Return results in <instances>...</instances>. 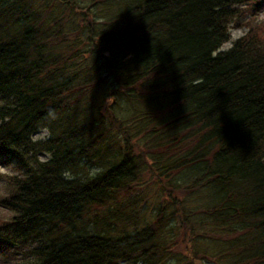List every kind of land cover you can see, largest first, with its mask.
<instances>
[{
  "label": "trees",
  "instance_id": "trees-1",
  "mask_svg": "<svg viewBox=\"0 0 264 264\" xmlns=\"http://www.w3.org/2000/svg\"><path fill=\"white\" fill-rule=\"evenodd\" d=\"M85 8L0 0V163L13 170L0 172V264L171 259L162 229L176 214L162 207L138 228L127 201L143 163L184 227L217 244L207 258L264 264V0ZM234 28L247 32L222 49Z\"/></svg>",
  "mask_w": 264,
  "mask_h": 264
},
{
  "label": "rangeland",
  "instance_id": "rangeland-1",
  "mask_svg": "<svg viewBox=\"0 0 264 264\" xmlns=\"http://www.w3.org/2000/svg\"><path fill=\"white\" fill-rule=\"evenodd\" d=\"M71 2V5L74 6V9L76 10V14L78 16H81V12L87 11L85 8L86 4H89L92 0H69ZM63 6V5H62ZM59 5L57 1H55V13L61 14L62 13H70L69 9L66 10V12L63 11V8ZM96 10H100L98 6H95ZM116 6L109 9V12L113 13L115 12ZM60 10V11H59ZM88 12V11H87ZM64 17V16H63ZM69 16H66L68 18ZM259 19H264V12H261ZM78 23L74 21H70L69 25L65 26V29L67 30L69 26L71 25H77ZM245 32H247V28H234L231 30L232 34V40L227 42L222 49H227L232 45V41L243 35ZM85 35H80V38H84ZM84 39H81L83 41ZM111 78H108V80L100 83L96 88L94 94L96 97L101 98L102 95L105 94L107 90L108 84H110ZM107 82V83H105ZM106 92V93H107ZM119 97V96H118ZM116 97L110 96L108 98V104L114 105L115 107L118 106V102L116 103ZM123 104L128 107L127 101H123ZM123 108V107H121ZM46 130H42L37 133L39 137H43L47 135ZM121 139V138H120ZM43 158H46V155H43ZM0 172H7L12 173L13 170L10 167L5 166L4 164L0 163ZM184 176V174H183ZM155 177V178H154ZM131 186L134 187V191L131 192L129 195H127L128 200H135L137 199V205L135 206L134 210L136 209L139 217H141L142 220H140V223L137 224L138 228L144 223H148L152 218H155L156 214L162 207H166L165 215H171L173 213L176 214V218L171 223L164 226L162 229V233L166 234L170 240L166 245L167 248H169V252H172L171 255L173 257L171 259H167V261L163 262L162 264H182L177 261V258L174 256L178 253L185 254L184 259H187L188 264H218L217 259L211 257L212 259L207 258V254L205 252L209 251L210 249H215L217 244L216 243H209L208 241L202 238L198 239L197 234H191L190 229H187L184 227L182 221V214L183 208L180 204H177L174 202V199L168 191L166 187V182L162 181V179L156 175H153L150 173L148 164L142 165V172H140V175L135 181H132ZM6 184L0 178V198L1 195L6 193ZM10 215L9 210L0 205V219H6ZM88 228L92 229L93 223L87 225ZM167 237V238H168ZM190 241H193V244H191ZM190 248V250H189Z\"/></svg>",
  "mask_w": 264,
  "mask_h": 264
}]
</instances>
